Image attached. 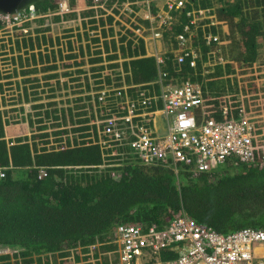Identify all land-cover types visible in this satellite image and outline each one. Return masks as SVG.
I'll use <instances>...</instances> for the list:
<instances>
[{"label":"built area","instance_id":"1","mask_svg":"<svg viewBox=\"0 0 264 264\" xmlns=\"http://www.w3.org/2000/svg\"><path fill=\"white\" fill-rule=\"evenodd\" d=\"M87 4L90 15L78 13L74 21H79L80 28L74 33L70 25L63 26L62 33L56 28L73 21L65 18L75 12L66 0L54 14H40L36 6L14 14L0 13V76L5 81L6 75L14 74L20 86V90L14 91L5 84L4 97L15 94L23 98L29 94V89L24 91L30 86L26 82L29 75L22 76L21 72L27 68V62H34L33 56L41 67H53L61 59L59 56L54 59L61 51L64 62L72 54L69 43L76 47L72 34H77L76 40L79 33L86 36L88 44L98 39L101 50L105 43L111 50L112 41L119 47L122 37L133 38L135 43L142 40L145 56L155 58L160 69L158 80L149 85L158 84L160 89L156 91L145 85L116 88L104 83L91 97L95 118L86 123L90 130L82 132L87 136L81 141L99 146L106 163L113 169H119L123 161L134 159L148 166H168L178 175L181 166L201 173L228 160H233L235 165L256 161L261 148L260 132L255 117L244 104L230 97L206 98L200 83L186 80L174 84L162 71L169 59L168 50L162 51L163 41L178 19L174 14L183 11L190 22L176 35V46L169 50L178 65L197 66L201 56V49L196 46L199 37L208 48L206 67L226 63L221 55L225 43L217 33L220 22L214 9L197 8L194 0H90ZM55 16L60 17L58 22L54 21ZM45 31H48L47 36H52V41L37 46V36L42 37ZM41 56L44 63L39 60ZM101 56L106 65V53ZM81 57L77 59L79 65L84 62ZM68 78L63 79L64 83ZM64 107L62 113L63 110L70 113L69 106ZM53 118L55 116L51 117L52 121ZM57 123L60 124L58 131L71 130L66 128L68 122L64 123L62 114L56 126ZM59 138L62 140L57 143L36 138L35 143L41 149L66 148L68 141L74 145L72 134L56 137ZM6 170L0 168V179L6 177ZM118 172H113L116 179ZM41 176H46L45 170L41 171ZM105 245L112 246V250L103 251L100 243L90 246L87 253L78 248L63 257L61 264H264V230L248 227L223 234L189 219L184 209L164 227L119 224ZM10 247L14 248L4 245L5 255H10ZM19 251L16 247L14 253Z\"/></svg>","mask_w":264,"mask_h":264},{"label":"trees","instance_id":"2","mask_svg":"<svg viewBox=\"0 0 264 264\" xmlns=\"http://www.w3.org/2000/svg\"><path fill=\"white\" fill-rule=\"evenodd\" d=\"M67 1L70 7L74 6L75 0ZM194 2L197 8L214 9L220 22L217 33L225 43L221 55L226 63L206 67L208 48L199 37L196 46L201 49V56L195 68L189 64L179 66L168 50L169 59L162 71L174 84L186 80L200 83L206 98L236 95L239 88L233 78L237 67L250 66L259 56V39L264 37V0ZM59 3L48 0L37 4L36 9L40 14H54ZM83 14L90 15V11ZM174 15L178 19L165 39L176 46L175 37L190 18L186 11ZM74 16L77 14L65 15V18ZM59 20V16L54 17L55 22ZM47 30L50 31L49 27ZM48 31L43 32L42 37L37 36V46L52 41V36L45 34ZM93 41L97 45L98 39ZM69 44L72 54L67 57L76 62L81 52L77 55L74 45ZM111 46L112 54L108 43L104 45L106 65L100 56L102 51H97L99 56L90 60L92 66L100 65L92 67L94 71L121 70L124 77L118 73L116 79L119 88L125 83L145 85L156 91L160 89L158 84L149 85L158 80L160 69L155 58L145 56L142 40L135 43L133 38L122 37L119 47L113 41ZM59 52V55L54 54L55 60L57 56L64 57ZM33 61L37 62L34 56ZM43 61L41 56L40 62ZM75 64L82 66L84 62ZM27 67L29 71L36 66L27 62ZM42 68L46 73L56 65ZM104 77L98 83L111 84V77ZM215 103L219 104L218 101ZM69 112L74 118L73 109ZM62 117L66 124L64 110ZM77 122L75 125H82L89 119ZM88 130L90 126L86 125L74 129L75 132ZM65 133L67 130H60L55 135ZM86 136L82 135L83 138ZM4 137L0 112V168L7 169L6 177L0 179V245L20 249L11 256H0L1 264H61L70 251L80 248L87 253L90 246L99 243L103 251H109L113 247L105 243L111 240L119 224L164 227L182 209L189 219L223 234L248 227L264 230V154L261 148L252 164L235 165L233 160H228L201 173H195L189 166H181L176 175L168 166H148L134 159L123 161L119 169H113L106 163L99 146L86 145L84 141H75L74 145L68 141L66 148L41 149L37 143H28L27 138L7 142ZM44 137L49 134L41 136ZM61 140L59 138L57 142ZM42 170L46 172L45 177L41 176ZM115 171H119L118 179L113 176Z\"/></svg>","mask_w":264,"mask_h":264},{"label":"rangeland","instance_id":"3","mask_svg":"<svg viewBox=\"0 0 264 264\" xmlns=\"http://www.w3.org/2000/svg\"><path fill=\"white\" fill-rule=\"evenodd\" d=\"M57 1L61 3L64 2V0H57ZM229 1L230 0H228V2ZM87 7H88L87 0H75L74 6L71 5V9L75 12H72L71 14L78 15V13H83L84 11H87ZM74 19H76L75 16L72 17L71 20L73 21H71V23H68L66 25H59V27H56L59 29L58 32L62 33L63 32L62 27L69 26V25L70 27H72L71 28L72 33L77 32L80 28V23L78 20L74 21ZM75 35L77 34H72V39L76 45L75 52L77 55H79V49H80V52L83 53L81 58L84 59L83 61L85 62V66L78 67L76 66L75 63H79V62L77 61L75 62V60H71V65H72V68L70 70L71 79L68 78L69 74L66 75V78H68L66 80L70 81L71 83L70 92H64L65 89L67 90V86L64 88V85H63L64 76H62L60 80L59 75H62L63 68H64L63 58H61L56 66V77H57L56 81H60V83H58V85L56 83L55 86L53 84L52 90L54 91V94L52 96L44 97V96H35L33 94H25L24 98L26 102H23L24 98H20L21 100L15 99L16 101L13 103L14 105H16L17 102L18 104L25 103L26 107L25 109H23V107L20 106V108H18L20 113L16 114L17 117L15 116L11 118L12 117L11 115L9 120L11 121L12 124H21L22 118H25L26 116L24 115L25 114L24 112H28L27 113L28 119H30V121H25V122L28 123L29 130L31 133L33 132L37 133V134H34L36 138H39L42 140L48 139L49 141L51 140L57 143L56 137H58L59 135H55V132L58 131L57 129L60 126H56L55 122L57 120L53 118V121H52L51 117L55 116L57 119H59V117L62 114L61 109H66L64 106H69L70 109H73V114H76V115L72 114L74 116V118H72L70 117V113H68L67 111L65 112L67 122H68V123L66 122L67 123L66 128L70 127L67 129H71L66 134H72V141H76V142L78 140L81 141L83 139L82 135H84L85 133L75 132L74 129H77L80 126H84L87 124L75 125V123H79L77 121L85 120V119H89L91 123L94 120L95 112H94V109L92 108V104H91L92 98L91 97L95 96L96 92L99 91V89H101V86H103L104 84V83H98V82H102L101 79L106 73H108L110 74V77L112 79V82L110 85L116 87V83H117L116 79L119 76L118 73H121L120 76L124 77V73L121 72V70L119 69L106 68L103 71H99V70L94 71L92 67L97 68V67H100V65L92 66L90 64V60L95 59L96 57L99 56L97 54V51H102V53L100 54L101 56L103 52L106 53L105 50L99 49L100 46L96 45L95 41H92L91 44H88L86 42L88 41V38L85 39L86 36L82 37V34L79 33L78 35H80L81 37L79 36L78 39L76 40ZM84 39H85L86 44H84ZM169 43L170 41H168V39H165V41H163L162 51H167V50L172 49L174 44L170 43L171 48L169 49V46H168ZM79 44H80V48L77 47ZM110 51L111 52L113 51L112 47ZM67 63L68 62H66V71L69 72V65ZM33 65L36 67H32L29 71H27V68L31 66L27 67L21 72L22 76H24L25 74L26 75L28 74L36 75V76L40 75L38 77L41 78L42 75H44L42 73L43 66L41 67L39 65V62L34 61ZM51 74H54V73H51ZM26 79L29 80V78H26ZM30 79H33V78H30ZM233 79L234 80L236 79L239 92L236 93V95H231L227 97H230L232 101H238L237 102L238 104H244L248 112L253 117H255L256 123L258 126V132L261 131L260 133H258L260 135L258 137V141L261 147L260 150L264 154V37L259 39V56H258L257 61L250 66L237 67L236 73ZM36 82L38 83L37 78H36ZM23 83H25L24 80H23ZM27 84H30V86L27 87L26 89L30 90V89H34L37 87L39 88V85L37 86V84H35V81H34L33 86H32V82H27ZM124 85L126 84L124 83ZM27 96H29L28 100H26ZM37 107H41V108H37ZM52 111L53 112L55 111L54 113H52L53 116L50 115ZM46 113H48L49 115L47 116ZM78 114L79 116H77ZM69 124H71V126ZM46 133L48 134L50 133L49 137L41 138V136L45 135ZM15 250H16V247L14 248L10 247V251H9L10 255H12ZM6 251H7V248H4V246L0 245V256L5 255L7 253ZM0 264H1V261H0Z\"/></svg>","mask_w":264,"mask_h":264},{"label":"crops","instance_id":"4","mask_svg":"<svg viewBox=\"0 0 264 264\" xmlns=\"http://www.w3.org/2000/svg\"><path fill=\"white\" fill-rule=\"evenodd\" d=\"M82 54L83 53L81 52L80 55L82 56ZM66 62H68L67 64L69 65V72L66 71ZM55 65L57 66V64H55ZM63 66H64L63 73H62V75H59L60 76V80H61L62 76H64V78H66V75H68V74H69L70 79H71V71H70L71 68H72L71 59L66 57V60L63 62ZM54 69H55V73H56V68H54ZM28 75H29V77H28L29 80H27L26 82H32V86H33L34 85V81L32 79H30V78H33V79L37 78L38 79V83L35 81V84H37V86L39 85V88L37 87V88H34V89H30L29 94H33L35 96H41V94L43 92L40 89V83H42V80H43V78L45 76L42 75V77L39 78L38 76H40V75H37V76L36 75H30V74H28ZM0 79H1V76H0ZM9 81H11V82H9ZM56 83L58 85V83H60V81H56ZM5 84H6L7 88H11L14 91H18V89L20 90V86L18 87L19 83L15 80L14 74H13V76L6 75L5 76V81H3L2 79L0 80V112H2L3 121H4V131H5V137L4 138L6 139L7 142H10V141L15 140L17 138H27V142L31 143V144H32V142L33 143L37 142L36 139H32L33 138L32 136H33L34 133L30 132L28 123L25 122V121H30V119H28V114H27L28 112H24L25 113L24 115H26V116H25V118H22V120H21L22 123L21 124H12L11 121L9 120L11 115H12L11 118H13V117L16 116V114L20 113L19 110H18V108H20V106H22L23 109H25L24 105H26V104L25 103L18 104V102H17L16 105H14L13 103L16 101L15 99H20V97L18 95H15V94H13L11 97H9V96L4 97L3 96V90H4V87H5ZM63 85H64V88L67 86V90L65 89L64 92H70L71 83L68 84L66 82ZM24 91H27V89L24 88ZM69 95H70V93H69ZM23 102H26L25 98H24ZM37 108H40V107H37Z\"/></svg>","mask_w":264,"mask_h":264},{"label":"water","instance_id":"5","mask_svg":"<svg viewBox=\"0 0 264 264\" xmlns=\"http://www.w3.org/2000/svg\"><path fill=\"white\" fill-rule=\"evenodd\" d=\"M48 0H0V13L14 14Z\"/></svg>","mask_w":264,"mask_h":264},{"label":"flooded vegetation","instance_id":"6","mask_svg":"<svg viewBox=\"0 0 264 264\" xmlns=\"http://www.w3.org/2000/svg\"><path fill=\"white\" fill-rule=\"evenodd\" d=\"M42 70H43V68H42ZM51 72H54V74H51ZM42 73L44 74V76H46V78H44L42 80V84L40 83V85H41L40 88H41V91L43 92L41 94V96L50 97L54 94V91L52 89H53V84L55 86V83L57 80L56 73H55L54 69H51L50 71H47L46 73L43 70ZM47 73H49V74H47ZM67 83L70 84V81H67Z\"/></svg>","mask_w":264,"mask_h":264},{"label":"clouds","instance_id":"7","mask_svg":"<svg viewBox=\"0 0 264 264\" xmlns=\"http://www.w3.org/2000/svg\"><path fill=\"white\" fill-rule=\"evenodd\" d=\"M64 1H65V0H64ZM66 1H67V0H66ZM88 1H89V0H87V3H89ZM60 3H61V2H60ZM60 3H59V4H60ZM69 7H70V6H69ZM58 9H59V8H58ZM70 9H71V7H70ZM57 11H58V10H57ZM70 14H71V13H69L68 15H70Z\"/></svg>","mask_w":264,"mask_h":264}]
</instances>
